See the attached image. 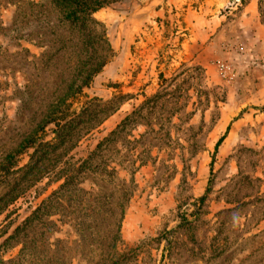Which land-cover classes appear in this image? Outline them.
<instances>
[{"label":"rangeland","instance_id":"obj_1","mask_svg":"<svg viewBox=\"0 0 264 264\" xmlns=\"http://www.w3.org/2000/svg\"><path fill=\"white\" fill-rule=\"evenodd\" d=\"M104 1L0 0V264H264V0Z\"/></svg>","mask_w":264,"mask_h":264},{"label":"trees","instance_id":"obj_2","mask_svg":"<svg viewBox=\"0 0 264 264\" xmlns=\"http://www.w3.org/2000/svg\"><path fill=\"white\" fill-rule=\"evenodd\" d=\"M60 3H63L64 5H66L68 7V13L66 15V18L71 20L72 23L75 22H85V21H91L92 22V14L94 13L95 10H97L99 7L102 6V4H104V0H95V1H87V0H57ZM76 5V8H75ZM72 7V9L70 8ZM50 118L49 121H53L56 119H53L51 117H47ZM115 135H117V131H113L110 135L109 138H107L106 140V144L109 143L110 140H112ZM225 139V136L221 137L219 139V141L217 142L216 146H219L221 144V142ZM104 142H101L100 144H98L97 149L95 152L92 153L93 155H98L101 152L102 147L105 145ZM28 144L27 146L29 147L30 143H26ZM25 144V145H26ZM10 158V159H9ZM7 163L2 167V171L4 172V175H0V182H3V179L6 177V173L9 172L10 168L13 166L11 164V158L12 156H9ZM3 176V177H1ZM65 187V185H62L60 187V189H63Z\"/></svg>","mask_w":264,"mask_h":264}]
</instances>
